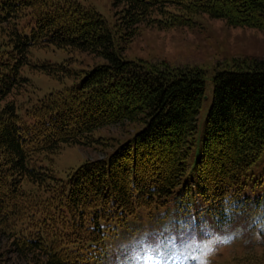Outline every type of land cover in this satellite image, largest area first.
<instances>
[{
    "label": "trees",
    "instance_id": "trees-1",
    "mask_svg": "<svg viewBox=\"0 0 264 264\" xmlns=\"http://www.w3.org/2000/svg\"><path fill=\"white\" fill-rule=\"evenodd\" d=\"M113 7L111 25L78 0H0V104L10 98L0 110V234L25 264H105L118 254L111 243L122 231L144 221L164 234L170 217L192 215L191 199L220 229L260 228L252 217L264 211V60L215 72L199 134L204 72L128 59L124 50L141 26L193 27L199 15L263 30L264 0H113ZM49 48L104 63L86 71L68 60L31 63L34 49ZM34 66L74 82L19 101L31 87L23 72ZM114 126L134 131L104 159L57 175L53 156L72 145L107 147L96 132ZM137 238L145 239L131 235L126 245Z\"/></svg>",
    "mask_w": 264,
    "mask_h": 264
},
{
    "label": "rangeland",
    "instance_id": "rangeland-1",
    "mask_svg": "<svg viewBox=\"0 0 264 264\" xmlns=\"http://www.w3.org/2000/svg\"><path fill=\"white\" fill-rule=\"evenodd\" d=\"M78 1L95 7L111 25L114 24L113 0ZM124 55L128 59L165 60L174 66L196 68L204 72L206 94L199 120V134H201L212 104L215 72L233 65L236 61L248 58L264 60V29L232 26L225 20L199 15L196 17V24L193 27L160 29L154 26H141L137 36L125 46ZM30 57L31 63L49 61L61 64L68 60V67L75 71H86L104 63L100 58L87 53L53 48L34 49ZM34 67L36 68V66ZM35 68L33 70L27 68L23 72L31 79V87L28 92L21 94V98H18L19 101L28 99L33 101L42 98L50 92L71 86L74 82L73 79L67 78L56 80ZM9 99L0 104V110ZM133 131L132 126L101 129L96 132V136L107 140L109 143L107 147L67 146L52 157L50 165H53L60 178L65 179L68 173L76 170L82 164L104 159L112 151V146L116 147L117 143L126 140ZM244 224L241 222L236 225L238 226L237 231H240V227L246 229L243 238L240 237L228 243L231 236L223 235L221 230L206 220L201 224V227L208 231V235L201 232L181 233L180 240L174 244L164 242L160 245L162 249L153 248L149 254H145L144 251L139 253V245L133 244L132 249L121 251L117 261L112 264H195V260L208 252H211L210 264H264V234L259 235L256 231L249 234ZM167 231L170 232L169 229ZM121 234L120 239L113 241L118 247L120 244L126 245L131 235L144 236L145 239L157 236L144 221L133 225L131 229L122 231ZM221 236H226L225 243L219 238ZM198 240H200V244L204 243V245L195 248L193 243ZM9 244L5 236L0 234V264H25L23 260L15 256L14 250L10 248ZM149 256H152L153 259L150 262ZM190 257H192L191 260H189Z\"/></svg>",
    "mask_w": 264,
    "mask_h": 264
},
{
    "label": "clouds",
    "instance_id": "clouds-1",
    "mask_svg": "<svg viewBox=\"0 0 264 264\" xmlns=\"http://www.w3.org/2000/svg\"><path fill=\"white\" fill-rule=\"evenodd\" d=\"M211 252L203 254L200 258L195 260V264H210L209 256Z\"/></svg>",
    "mask_w": 264,
    "mask_h": 264
}]
</instances>
